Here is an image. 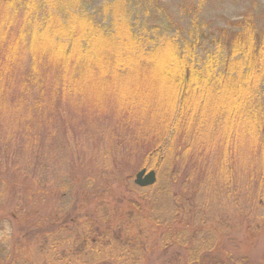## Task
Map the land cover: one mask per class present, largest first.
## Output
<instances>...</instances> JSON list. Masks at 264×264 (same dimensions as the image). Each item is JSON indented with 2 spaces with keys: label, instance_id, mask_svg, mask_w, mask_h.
Returning a JSON list of instances; mask_svg holds the SVG:
<instances>
[{
  "label": "rangeland",
  "instance_id": "rangeland-1",
  "mask_svg": "<svg viewBox=\"0 0 264 264\" xmlns=\"http://www.w3.org/2000/svg\"><path fill=\"white\" fill-rule=\"evenodd\" d=\"M110 1L85 0L89 13L96 10L90 13L95 20L86 18L78 9L73 16L52 23L55 34L62 40L74 39L71 44L76 49L79 48L78 45L82 47V39L85 38L88 44L86 40L83 44L90 43L91 51H96V54L101 48H107L113 40L121 38L122 41H119L115 48L121 53L122 48L126 47L123 37L128 40L132 37L127 28L115 27L114 20L121 14L115 12L119 9L116 2H112L116 6L108 5L109 3L105 5ZM161 2L172 11L171 23L183 26L187 22L185 18L193 11L191 7L200 2L202 7L197 10L198 19L205 24L206 29L218 31V36L214 38L215 44H210L212 40L207 41L208 45L210 44L208 50L213 52L217 49L218 38H221L226 28L229 32L226 35L227 39L234 38L235 33L241 31L239 21L244 17L253 18V29L248 36L259 35L264 30V0H161ZM154 4L160 6L157 1ZM123 5L127 6L129 17H126L129 20L137 18L138 24L148 26L149 29H145L134 25L135 32L141 37L150 34L158 38L162 35L160 27L155 29L152 27L156 23H162L161 27L164 29L167 24L166 17L160 13L147 14L143 11L145 4L142 1L126 0ZM156 8L155 11H162L161 8ZM188 9L191 12L187 13ZM9 19L5 18V23L12 25L10 28L17 32L20 30L18 27L22 28L23 38L30 41L36 35L37 52L47 48L54 38L52 31L49 36L47 35L48 27L38 26L34 30L35 27L30 24L31 20L28 18ZM97 21H103V24L108 25L110 29L108 35L105 31L100 32V26L95 24ZM151 30L153 32H150ZM111 34H115L117 38H112L114 35L109 36ZM259 41L260 37L257 42ZM65 49V44L61 45L59 52L53 56V63L63 60ZM174 53V46L168 42L161 49L160 69L144 73L142 68H138V71L128 70L124 75L107 71L98 73L87 70L86 66L78 70L77 61L80 56H76L72 64L68 60L63 66V78L72 87L69 93L59 91L61 94H55L54 89H51L44 96L43 105L38 107L36 104L42 99V94L38 90L31 97L24 95L20 109L7 108L9 115L1 119L0 123L3 121L2 123L11 129L5 132L8 140H13L14 144L10 145V148L2 145L5 149H0V186L3 187L0 191V264L45 262L51 264V261H48L50 260L48 252L41 250L39 241L34 240V231H29V228L34 227L36 220L41 216H46L49 222H53L57 215L63 216L58 223L62 220L68 221V216H73L71 218L73 222L69 223L72 229L74 224L82 225L80 220L85 219L87 223H91L94 232L98 228L103 231L106 225H110L113 230L117 229L116 233L120 236L113 246L110 245L111 253H116L111 257L104 254L106 251L88 249L80 241L77 244L79 252L70 254L66 260H71L73 262L71 264H172L179 258L188 259L187 248L182 246L185 237L174 240L161 239V234L169 230L181 231L183 224L177 225L176 228L156 225L146 215L151 211L152 199L160 198L154 189L158 181L149 187H139L135 183L138 171L143 168L152 169L143 167L147 159L140 151L141 148L139 150L138 141L145 137L146 140L157 138L159 135H153L160 133L162 135L168 122L172 126H176L177 123L176 94L170 88L166 90L165 76H168L164 72L167 64L175 65ZM23 59L21 65L26 66L28 59L24 57ZM119 68L120 65L116 64L112 69L118 71ZM20 69L22 73L24 69L22 67ZM172 69L175 71L174 67ZM128 90L131 92L136 90L142 97H133L135 101L128 96L125 98L123 92L128 94ZM261 91L264 104V81ZM159 103L164 105L162 109L157 107ZM208 113L207 118L210 122L212 116L218 115L219 111ZM127 119L130 120L129 126L121 125L120 122ZM22 129L27 130L25 132L29 137L21 134ZM136 149L139 151L136 152ZM223 153V149L216 145L210 149L209 155L199 157L196 155L189 159L187 166L192 171L198 170L201 173L205 172L206 168L210 171L214 167L218 175L226 176L224 162L216 160ZM178 164L177 170L183 172L182 163ZM241 166L242 164L237 165L236 170ZM156 173V178L159 179L160 175L157 171ZM188 178L191 184L187 187L196 191L197 185L191 178V173ZM176 182L168 177L167 180H163V186L165 184L176 193L180 188V184ZM224 184L220 181H214L213 184L211 181L204 187L205 190H201L200 193L198 191L204 216L208 213L216 215L231 212L230 200L235 199L238 193L231 194L230 187L226 188ZM239 186L235 185L236 188ZM161 194V199L164 200L168 192ZM212 197L210 202L209 199ZM81 214L87 216L83 218L80 217ZM58 223L52 224L54 229L59 228ZM87 223L83 226L85 227ZM142 228L145 234L142 233ZM150 229L152 231L149 236ZM72 231L69 229V232L65 233L75 238ZM230 237H237L234 242L240 243L242 252H249V257L254 262L264 263V232L258 231L252 235V232L250 234L240 230ZM74 238L70 239L71 245L76 243ZM134 244L137 245L134 247L138 254L130 257L120 255L123 250L133 249L131 246ZM119 245L121 250L117 251ZM224 245L233 249L229 240H226ZM72 250L74 249L70 251ZM13 259L16 261H12Z\"/></svg>",
  "mask_w": 264,
  "mask_h": 264
},
{
  "label": "trees",
  "instance_id": "trees-1",
  "mask_svg": "<svg viewBox=\"0 0 264 264\" xmlns=\"http://www.w3.org/2000/svg\"><path fill=\"white\" fill-rule=\"evenodd\" d=\"M122 1L126 2V0H111L105 5L109 3L108 5L119 6L115 12L121 15L114 20L115 27L127 28L132 38L128 40L123 37L126 47L119 53L115 48L122 39L115 37V34L112 37L111 34L109 36L117 39L109 43L107 48H101L96 54V51H91L90 43L83 44L85 40L88 44L87 39H82L83 48L78 45L79 48L76 49L71 44L74 39L62 40L55 34V27L52 26L55 20L61 21L73 16L78 9L86 18L92 19L90 13L96 10L89 13L85 0H0V120L9 115L7 108L20 109L25 94L31 97L39 90L42 99L36 105L41 107L44 96L51 89H54L55 94H61L59 91L69 93L72 87L63 78V66L68 60L72 64L76 56H80L77 61L78 70L86 66L87 70L94 72L107 71L120 75H124L128 70L138 71V68H142L144 73L153 72L160 69L162 47L171 42L175 49L173 61L175 65L167 64L164 72L169 77L165 76L166 90L170 88L176 94L178 103L175 113L176 126L168 122L162 135L161 133L153 135H159L157 138L151 140H146V137L141 138L138 143L133 140L147 159L143 167L155 169L160 175L154 187L160 198L152 199L151 211L146 215L156 225L176 228L177 225L183 224V229L179 232L169 230L161 234V239L166 240L185 237L182 246L187 248L188 259L179 258L180 260H174L172 264H258L249 257V252H242L240 243L234 242L237 237L232 238L230 235L240 230L250 234L252 232V235L258 231L264 232V104L261 99L263 97L261 87L264 81V30L259 35L248 36L253 29V18L244 17L239 21L241 31L235 33L234 38L227 39L226 35L229 32L226 28L221 38H218L217 49L213 52L208 49L210 44H215L214 38L218 36V31L206 29L205 24L198 19L197 10L202 7L200 2L191 7L192 12L190 9L186 11L191 13L185 18L187 22L183 26L171 23L172 11L161 0H136L145 4L143 11L147 14L160 13L166 17L167 24L164 29L161 27L162 23H156L152 27V29L160 27V31L162 30V35L156 38L150 34L141 37L135 32L134 25L149 28L146 24H138L137 18L133 21L129 20L127 6L123 5ZM155 1L160 3V6L154 4ZM105 5L103 8L106 7ZM155 8H161L162 11L156 10V12ZM5 18L15 20L28 18L31 20L30 24L34 25V30L38 26L48 27L47 35L49 36L52 31L54 38L47 48L37 52L36 35L30 41L23 38V29L18 27L19 32L11 29L12 25L5 23ZM103 23L97 21L95 24L100 26V32L105 31L108 35L110 29ZM258 36L259 42H257ZM208 40H212L209 45ZM63 44L66 47L63 60L53 63V56L59 52ZM111 48L114 50H110ZM23 57L28 59L26 66L21 65L24 61ZM116 64L120 65L118 71L112 69ZM21 67L24 69L22 73H20ZM51 85L52 88L48 90ZM123 95L125 98L128 96L132 101H135L133 98L135 96L142 97L136 90L132 92L128 90V94L123 92ZM157 107L162 109L164 105L159 103ZM209 111L213 113L219 111L218 115L212 116L210 122L207 118ZM129 121L127 119L120 123L127 127ZM2 122L0 149H5L7 146L10 148L14 141L8 140L6 132L11 129ZM25 131L27 130L22 129L21 134L29 137ZM216 145L224 151L216 160L224 162L227 169L226 176L218 175L214 167L210 171L206 168L205 172L201 173L198 170L194 172L187 166L189 159L196 155L198 157L209 155L210 149ZM139 150L136 149V152ZM178 163H182L183 172L177 170ZM241 164L242 166L236 170V166ZM190 173L197 185L196 191L187 187L191 184L188 178ZM168 177L180 184L176 193L165 184L163 186V180H167ZM211 181L213 184L214 181L223 182L226 188L230 187L231 194L238 193L235 199L230 200L231 212L216 215L208 213L204 216L198 191L200 193L201 190H205L204 187H207ZM235 185L240 186L236 188ZM1 190H3L2 185ZM163 192H168L164 200L161 199ZM213 197L209 199L210 202ZM86 216V214L80 215L83 218ZM72 217L68 216V221L62 220L58 223L63 216L57 215L54 221L49 218L53 222H49L46 216H41L36 220V225L29 228V231H34V240L39 241L41 250L48 252L50 257L48 261H51V264L73 263L71 260H66L70 254L79 252L77 244L80 241L88 249L106 251L104 254L109 257L113 253L116 254L111 253L110 245L113 246L116 239L119 240L117 229L113 230L110 225H106L103 231L98 228L94 232L91 223H87L85 219L80 220L82 225L74 224L72 229V225L69 224L73 222ZM56 222L59 228L54 229L52 224ZM83 222L87 223L85 227ZM69 229L73 230L76 239L65 233V231L69 232ZM141 231L145 234L143 228ZM151 231L150 229L149 236ZM72 238L76 243L71 245ZM224 240H229L233 249L227 248ZM120 245L117 246V251ZM134 246L137 245L131 246L133 249L123 250L120 255L130 257L138 254ZM71 249L74 250L70 251ZM14 259L12 261H16Z\"/></svg>",
  "mask_w": 264,
  "mask_h": 264
},
{
  "label": "water",
  "instance_id": "water-1",
  "mask_svg": "<svg viewBox=\"0 0 264 264\" xmlns=\"http://www.w3.org/2000/svg\"><path fill=\"white\" fill-rule=\"evenodd\" d=\"M156 177L157 173L154 169L148 170L146 168H143L137 172L135 183L139 185V187L153 186L158 180V178Z\"/></svg>",
  "mask_w": 264,
  "mask_h": 264
}]
</instances>
